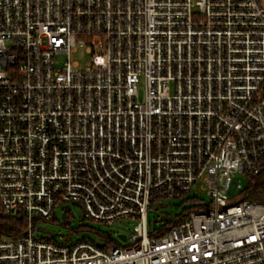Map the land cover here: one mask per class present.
Instances as JSON below:
<instances>
[{"label": "built area", "instance_id": "1", "mask_svg": "<svg viewBox=\"0 0 264 264\" xmlns=\"http://www.w3.org/2000/svg\"><path fill=\"white\" fill-rule=\"evenodd\" d=\"M263 164L264 0H0V211L28 221L0 264H264V201H234ZM192 191L210 201L150 230ZM66 203L134 228L36 237Z\"/></svg>", "mask_w": 264, "mask_h": 264}, {"label": "rangeland", "instance_id": "2", "mask_svg": "<svg viewBox=\"0 0 264 264\" xmlns=\"http://www.w3.org/2000/svg\"><path fill=\"white\" fill-rule=\"evenodd\" d=\"M71 59L72 61H78L83 66L89 60V56L86 55L84 51L80 50L78 53L73 54ZM67 60L68 58L66 55H60L57 57V61L60 65H64ZM139 88L140 96L143 98L144 91L142 83ZM235 180L240 185V189L246 187L247 181L245 175H235ZM240 193L241 192L235 197V202L242 199V194ZM195 195L206 201H210V197L205 193L192 191L188 196L181 199H169L153 203L147 213L150 230L160 229L165 224L167 218L180 214L183 208L191 205L190 202L185 201V198H192ZM63 206L68 208V216L63 217L62 206H60L56 211L55 221L38 222L37 226L40 227L41 230L37 229L35 232L36 237H49L58 242H65L67 239H70L71 242H76L83 238L97 240V233H102L108 236L110 240L119 242L120 234H129L134 228V220L128 221L124 229H121L119 227L120 225L109 227L100 223L82 220L83 211L79 205L66 203Z\"/></svg>", "mask_w": 264, "mask_h": 264}, {"label": "trees", "instance_id": "3", "mask_svg": "<svg viewBox=\"0 0 264 264\" xmlns=\"http://www.w3.org/2000/svg\"><path fill=\"white\" fill-rule=\"evenodd\" d=\"M247 185L242 189V200L252 201V202H263L264 201V164L261 167V170L258 174H247L245 175ZM191 203L190 206L185 207L181 210V213L175 215L174 218H167L165 220V224L157 230H160L159 235H164L168 229L182 221L185 217H187L192 211L200 210L202 207H198L195 203L196 199H188L186 200ZM36 222V219L34 220ZM28 227V221L22 213H17L14 215H5L0 211V240L6 237H18L23 235ZM156 230V229H155ZM153 232V231H152ZM155 233V232H154ZM153 233V234H154ZM152 234V235H153ZM97 237L103 236L104 238H108L105 234L97 233ZM111 245H115L116 243L110 240Z\"/></svg>", "mask_w": 264, "mask_h": 264}, {"label": "water", "instance_id": "4", "mask_svg": "<svg viewBox=\"0 0 264 264\" xmlns=\"http://www.w3.org/2000/svg\"><path fill=\"white\" fill-rule=\"evenodd\" d=\"M74 204L77 205V203H74ZM63 217H66V214H65V213H63ZM82 220H83V218H82ZM119 238H120L122 241H125V240H126V235H124V234L119 235ZM100 246H102V245H100Z\"/></svg>", "mask_w": 264, "mask_h": 264}]
</instances>
